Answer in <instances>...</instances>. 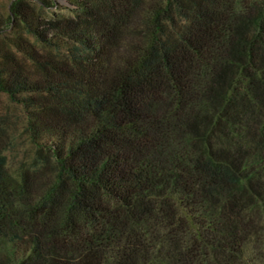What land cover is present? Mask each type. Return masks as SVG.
Listing matches in <instances>:
<instances>
[{"label": "trees", "instance_id": "trees-1", "mask_svg": "<svg viewBox=\"0 0 264 264\" xmlns=\"http://www.w3.org/2000/svg\"><path fill=\"white\" fill-rule=\"evenodd\" d=\"M67 1L0 0V264H264V0Z\"/></svg>", "mask_w": 264, "mask_h": 264}, {"label": "rangeland", "instance_id": "rangeland-1", "mask_svg": "<svg viewBox=\"0 0 264 264\" xmlns=\"http://www.w3.org/2000/svg\"><path fill=\"white\" fill-rule=\"evenodd\" d=\"M6 1V0H1ZM60 7L55 6L51 10L47 9V14L52 13H73V5L67 0H59ZM12 31H7L6 34H11ZM0 111L6 114L7 125L12 132V141L5 149L8 155L9 164L14 169L26 163H32L36 154V146L31 142L24 124L26 119V112L20 103H17L9 98V96L0 91Z\"/></svg>", "mask_w": 264, "mask_h": 264}]
</instances>
